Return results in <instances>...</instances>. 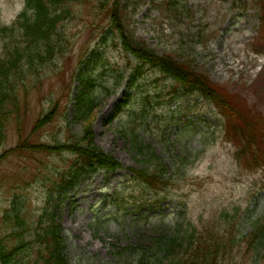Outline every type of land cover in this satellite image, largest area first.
Wrapping results in <instances>:
<instances>
[{
    "label": "rangeland",
    "instance_id": "374dc122",
    "mask_svg": "<svg viewBox=\"0 0 264 264\" xmlns=\"http://www.w3.org/2000/svg\"><path fill=\"white\" fill-rule=\"evenodd\" d=\"M257 2L117 1L126 35L207 75L239 112L254 118L264 150V39L256 45L263 29ZM111 4L70 2L72 15L60 42L63 52L42 66L39 81L22 91L19 114L7 126L0 155L23 141L48 144L81 136L85 120L76 118L75 95L96 89L100 106L94 111L95 142L122 167L84 179L69 194L53 196L47 206L63 227L69 264H123L125 257L118 253L129 245L146 249L154 235L171 234L176 224L180 232L191 224L199 235L213 222L236 242L217 264H264V227L258 231L264 226V168L239 164L229 121L211 103L192 98L188 105L187 99H177L175 84L152 69L145 71L139 86H129V57L110 30ZM24 6L25 0H0V21L11 24ZM86 71L93 86L81 80L80 73ZM140 92L150 94L151 105L135 122L139 134L168 173L180 180L157 206L152 196L131 187L129 168L139 163L126 120L134 109L131 98ZM56 104L54 120L34 131L36 121ZM179 156L187 168H177L174 158ZM71 158L18 149L0 162V232L9 244L16 238L10 236L4 212L21 201L23 215L38 220L49 199V182ZM125 189L120 202L125 205L119 210L114 196ZM259 219L261 225H255ZM23 233L28 235L26 227Z\"/></svg>",
    "mask_w": 264,
    "mask_h": 264
},
{
    "label": "trees",
    "instance_id": "16d2710c",
    "mask_svg": "<svg viewBox=\"0 0 264 264\" xmlns=\"http://www.w3.org/2000/svg\"><path fill=\"white\" fill-rule=\"evenodd\" d=\"M72 0H25L23 10L11 24L0 21V148L7 139V126L19 114L22 91L31 88L33 80L39 81L41 68L52 61L58 53L63 52L61 45L63 26L72 15L68 8ZM111 1H114L111 4ZM118 0H100L101 6L111 4L109 10L110 30L122 45L123 51L129 57L126 71L131 88L139 86L146 70L157 71L175 84V97L187 99L188 105L195 100H204L216 107L229 121V127L234 141V155L239 164L251 162L256 168H264V150L258 137L254 118L247 113L238 111L226 97L224 91L213 83L210 78L193 69L189 65L165 55H159L143 44H137L125 33L122 17L118 8ZM263 29L258 37L257 46L264 39V0H258ZM259 43V44H258ZM84 84L93 86V78L88 71L80 73ZM79 90L75 95L76 118L85 123L83 134L73 141H54L53 143L20 142L16 147L0 155V162L10 152L18 149L43 151L56 154H68L69 165L57 170L56 178L51 179L48 190L49 199L40 213L38 220L31 221L23 215L19 206L14 204L12 210H6L4 216L9 220L10 236L15 242L9 244L7 237L0 232V260L3 264H69L65 254L66 246L62 234V225L56 220L47 206H50L53 196L69 194L84 179L103 170L113 172L122 167L121 162L111 153L106 152L95 142L93 124L94 111L100 106L96 89ZM131 97H129L130 99ZM128 99V97H127ZM126 101L128 102V100ZM132 99L133 110L126 120L127 131L135 152L138 167L129 168L132 188L146 196H152L154 203L166 200L177 186L175 175L168 173V168L153 153L139 134V125L135 123L146 116L151 105V96L140 92ZM58 113V104L44 113L34 126V131L50 124ZM19 117V116H17ZM148 119V118H147ZM179 163L177 168H187V162L179 157L174 158ZM127 189L114 196L117 208L126 196ZM147 197L148 199H150ZM51 207V206H50ZM120 210V209H119ZM118 210V211H119ZM218 222L207 224L198 235L196 227L190 224L180 232L178 224L175 232H162L149 240L146 249L127 246L118 253L123 264H217L230 254L236 242L233 237H227ZM255 225H261L260 219ZM26 227L27 236L23 234ZM264 226L258 228L260 231ZM250 235H255L252 231ZM120 264V262H119Z\"/></svg>",
    "mask_w": 264,
    "mask_h": 264
},
{
    "label": "water",
    "instance_id": "95a60500",
    "mask_svg": "<svg viewBox=\"0 0 264 264\" xmlns=\"http://www.w3.org/2000/svg\"><path fill=\"white\" fill-rule=\"evenodd\" d=\"M0 264H3V263L1 262V260H0Z\"/></svg>",
    "mask_w": 264,
    "mask_h": 264
}]
</instances>
